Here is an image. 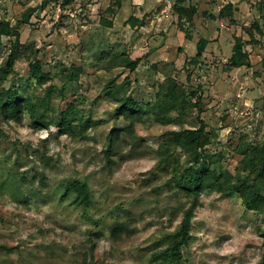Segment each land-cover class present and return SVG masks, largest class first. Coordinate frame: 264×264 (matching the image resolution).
I'll return each mask as SVG.
<instances>
[{
  "label": "rangeland",
  "instance_id": "374dc122",
  "mask_svg": "<svg viewBox=\"0 0 264 264\" xmlns=\"http://www.w3.org/2000/svg\"><path fill=\"white\" fill-rule=\"evenodd\" d=\"M175 2L121 0V7L111 12L116 0H75L66 8L45 0H0V21L12 25L35 9L29 22L19 25L24 49L16 82L21 79L34 89L28 82L31 49L40 50L52 81L36 94L42 98L49 84L57 88L50 107L53 120L63 102L75 97L80 114L93 121L83 136L72 137L60 135L55 125L40 129L29 119L24 124L0 119V245L12 248L0 250V264H84V259L88 264H146L168 245L167 235L177 229L188 199L166 186L168 175L153 179L151 173L159 161L160 136L181 128L177 114L170 115L168 126L153 116L138 123L136 134L145 140L147 154L135 157L127 146L113 157L116 165H108L107 136L129 125L114 119L117 98L132 96L153 115L161 83L175 79L192 103L186 105L181 124L195 128L203 120L211 132L208 148L222 154L223 166L232 172L242 158L235 150L241 138L264 141V0H187L185 6L196 5L198 12L192 24L184 19L182 25L173 11ZM230 3L231 15L220 17ZM131 17L138 20L134 26ZM102 18L112 26L102 24ZM238 39L248 58L246 64L233 66ZM200 40L205 51L197 58ZM1 41L0 65L14 38ZM123 54L130 61L141 58L135 71L121 65ZM113 56L118 60L112 61ZM78 67L83 68L78 80L66 78ZM110 82L118 97L103 95ZM199 96L202 113L195 106ZM42 154L51 158L48 164ZM69 178L91 185L90 214L100 229L115 221L121 207L119 216L132 220L134 233L117 242L108 232L93 240L89 232L97 226L82 218V209L71 205V199H61L62 184ZM263 232V213L247 210L236 195L224 198L206 190L182 264H259Z\"/></svg>",
  "mask_w": 264,
  "mask_h": 264
},
{
  "label": "trees",
  "instance_id": "16d2710c",
  "mask_svg": "<svg viewBox=\"0 0 264 264\" xmlns=\"http://www.w3.org/2000/svg\"><path fill=\"white\" fill-rule=\"evenodd\" d=\"M74 1L45 0V3L58 4L61 2V7L66 8L72 5ZM186 1L176 0L173 5V11L178 15L180 25H182L184 19L192 24L194 16L198 12L196 5L185 6ZM114 5L110 10L111 12H114L115 7H121V0H116ZM34 11V8L27 10L23 14V18L15 25H12L9 21H0V46L2 45V37L14 38L10 47V54L0 65V119L7 124H24L29 119L36 128L49 129L52 125H55L60 135L83 136L93 121L92 118H85L83 114H80L77 106L80 102L78 98L64 99L57 120H53L50 107L53 94L57 88L53 84H49L45 88V95L42 98L37 96L36 91L38 88H43L52 81L50 73L44 70L42 61L39 59L40 50L31 49L34 61L30 63L31 74L28 82L33 83L34 89L30 91V85L21 84V79L16 82L14 78L16 64L20 61L24 49L20 41L19 25L28 23ZM231 12L232 5L230 3L220 11V17L230 16ZM132 17L130 22H133L134 26L138 20ZM101 22L110 27L113 24L105 18H102ZM255 25L260 27L258 22H255ZM237 41L231 58L233 66L246 64L245 59L248 58V53L243 49L244 43L241 39ZM197 47V58H201L205 51V42L200 40ZM123 55L122 58L125 61L121 65L129 68L132 72L135 71L141 62V58L130 61L128 55ZM117 60L118 57H112V61ZM82 71L83 68L78 67L73 71H69L66 78L78 80ZM181 86L173 78H167L165 82L161 83V91L158 93V99L154 107H152L154 110L153 115H150L151 113L144 108L142 103L132 96L117 98L118 104L114 109V119L122 118L129 125L122 129L112 130L109 133L104 151L108 165H116L113 157L122 152L127 146L131 147L130 154L135 157L146 155L148 149L145 146V140L136 134V125L147 122L153 116L155 122L168 126L171 123L170 115L176 112V121L181 128L179 130H168L160 136L157 150L159 161L151 176L156 179L161 173L168 175L169 179L165 183L166 186L174 191L175 195L186 197L188 203L181 207L182 219L177 229L167 235L168 245L160 251H155L146 264H152L158 260L168 264H182L183 250L190 245L193 239L192 221L201 204V196L206 190L218 191L224 198L236 195L242 200L247 210L264 214V141L251 143L241 138L235 150L242 155V158L235 168V172L230 171L222 164V154L213 153L208 148L212 143L211 132L203 120L200 119L199 127L195 128H186L181 124L187 113L185 111L186 105L192 104L187 100L188 95ZM102 92L106 97H118L114 94L112 82L108 83ZM61 95L64 98L62 91ZM202 99L203 97L199 96L195 103L200 113L204 110ZM42 160L48 164V160H51V158L43 155ZM21 179L26 180L24 176ZM2 184L4 185L5 182ZM31 192L35 194V192ZM61 199L64 201L65 199H71V205L77 209H82V218L97 226L96 230L89 232L90 236L94 237L93 240L103 237L108 232L110 239L117 242L134 233L132 220L120 218L121 207L116 208L118 215L114 216L115 221L100 229L98 220L90 214L93 195L91 185L87 180L81 178L65 180L62 184ZM262 235L264 237V232ZM1 249L10 251L12 248L7 245H0ZM83 263L88 264L85 259ZM259 264H264V247Z\"/></svg>",
  "mask_w": 264,
  "mask_h": 264
},
{
  "label": "crops",
  "instance_id": "0c3cea01",
  "mask_svg": "<svg viewBox=\"0 0 264 264\" xmlns=\"http://www.w3.org/2000/svg\"><path fill=\"white\" fill-rule=\"evenodd\" d=\"M138 1V0H137ZM135 4H137V5H141V2H135Z\"/></svg>",
  "mask_w": 264,
  "mask_h": 264
}]
</instances>
